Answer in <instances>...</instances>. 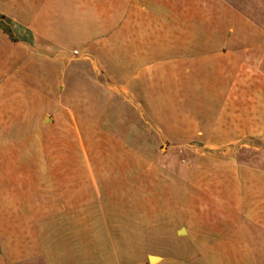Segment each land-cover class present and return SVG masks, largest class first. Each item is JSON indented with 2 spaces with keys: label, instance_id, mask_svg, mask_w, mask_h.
I'll use <instances>...</instances> for the list:
<instances>
[{
  "label": "crops",
  "instance_id": "crops-1",
  "mask_svg": "<svg viewBox=\"0 0 264 264\" xmlns=\"http://www.w3.org/2000/svg\"><path fill=\"white\" fill-rule=\"evenodd\" d=\"M0 111V264H264V0H0Z\"/></svg>",
  "mask_w": 264,
  "mask_h": 264
},
{
  "label": "rangeland",
  "instance_id": "rangeland-1",
  "mask_svg": "<svg viewBox=\"0 0 264 264\" xmlns=\"http://www.w3.org/2000/svg\"><path fill=\"white\" fill-rule=\"evenodd\" d=\"M31 110H29V116L25 117L26 120H31L32 119V124H34V109L38 110V108L33 107V104L30 105ZM34 108V109H33ZM33 109V110H32ZM55 111V107H48V108H42L39 109L38 112L42 113V120L40 122V124H43L42 126H52V124L50 122L45 123V119L43 118V115L46 116H50L52 114H54ZM3 112V111H2ZM1 113V111H0ZM23 117L22 120L25 119ZM4 119L6 118H2L0 116V124L2 123H6L4 121ZM15 119V118H14ZM16 120V119H15ZM21 120V119H20ZM49 131V132H48ZM47 133H44L43 136L45 138V140L48 143L54 142V136H55V130H48ZM33 135H38V133L33 134ZM81 135V134H80ZM83 138V137H82ZM52 145V143H51ZM86 144L84 141L81 142V140L79 141V145H78V150L75 151L76 153L73 152L74 156H79L81 158H87V154H86ZM158 151L159 154H161L162 156L165 157H170V159H177L180 162L184 160V158L188 157V154H190V151L194 153V150H170L169 152H167V148L165 144H162L158 147ZM191 153L190 156H193V154ZM160 169L164 168L162 166H159ZM159 169V170H160ZM161 171V170H160ZM105 202L104 205H102L101 200L104 199L102 196L100 197V195L96 196V200L93 203V214L95 216V220H98L100 217H102L103 215L109 216L111 218V220H116L119 218V216L122 215H126L127 211H130V207H128L126 204H123L122 202H124L122 199H124L126 201V198H119V197H105ZM216 203L214 202L213 205H215ZM70 213H64V218L67 217L66 215H69ZM98 217V218H97ZM112 225H123V222H112ZM149 247V246H148ZM162 248H166V246H160ZM124 250L127 251L126 260H122V261H118L116 262V264H150L148 256L151 255V253H146L145 250V246H123ZM134 251L133 254H131V252ZM129 253V254H128ZM149 254V255H148ZM133 257V258H130ZM135 257V258H134Z\"/></svg>",
  "mask_w": 264,
  "mask_h": 264
},
{
  "label": "water",
  "instance_id": "water-1",
  "mask_svg": "<svg viewBox=\"0 0 264 264\" xmlns=\"http://www.w3.org/2000/svg\"><path fill=\"white\" fill-rule=\"evenodd\" d=\"M50 121V118L49 117H47L46 119H45V122H49ZM149 262H150V264H154L155 262H157L158 261V257H155V256H149Z\"/></svg>",
  "mask_w": 264,
  "mask_h": 264
}]
</instances>
